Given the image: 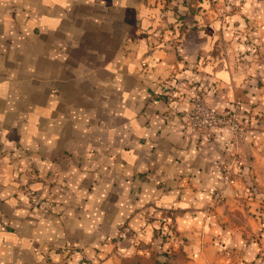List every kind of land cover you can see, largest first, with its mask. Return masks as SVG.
Masks as SVG:
<instances>
[{"label":"crops","instance_id":"1","mask_svg":"<svg viewBox=\"0 0 264 264\" xmlns=\"http://www.w3.org/2000/svg\"><path fill=\"white\" fill-rule=\"evenodd\" d=\"M224 1L0 0V264L154 247L202 264L230 211L259 207L264 0ZM195 97L244 138L190 132Z\"/></svg>","mask_w":264,"mask_h":264},{"label":"rangeland","instance_id":"2","mask_svg":"<svg viewBox=\"0 0 264 264\" xmlns=\"http://www.w3.org/2000/svg\"><path fill=\"white\" fill-rule=\"evenodd\" d=\"M240 3L242 2L238 0H225L221 4L219 12L221 15H226ZM242 126V132L237 137L238 139L231 138L232 144L233 141H241L244 138L246 128L244 129ZM258 199L259 207L256 206L254 210H251V204L247 202L248 198H246L247 201L242 200L244 203L242 208L234 206L227 222L230 226L228 228L231 231L230 237L225 238L226 240L219 236L215 237L216 241L213 242L215 250L211 255L200 259L202 264H264V195L258 196ZM218 202H214L212 199L208 208L210 209ZM222 229L225 230L224 227ZM61 254L65 256L53 262L48 260L45 264H99L103 261L102 258L95 259L85 254H79L77 258L71 257L74 256L72 250L70 255L68 252ZM185 260L186 257L182 253L177 254L175 251L168 252L167 248L166 251H163L154 247L152 254L147 257L141 255L122 257L119 264H184Z\"/></svg>","mask_w":264,"mask_h":264},{"label":"built area","instance_id":"3","mask_svg":"<svg viewBox=\"0 0 264 264\" xmlns=\"http://www.w3.org/2000/svg\"><path fill=\"white\" fill-rule=\"evenodd\" d=\"M239 2H245L247 0H238ZM187 127L190 132L200 135L204 142L210 141L212 134L211 129L215 127H221L226 129L233 140L238 139L242 132L241 125L238 121L235 112L228 114H219L210 109L201 98L195 97L192 102V110L187 116ZM235 141H233L234 143ZM219 170L222 175V181L224 185L230 183L233 177V167L229 161L220 163ZM25 196L28 199L29 204L37 208L42 213H47L51 209V204L47 200L38 199L30 191H25ZM214 202L219 201V197L213 198Z\"/></svg>","mask_w":264,"mask_h":264}]
</instances>
